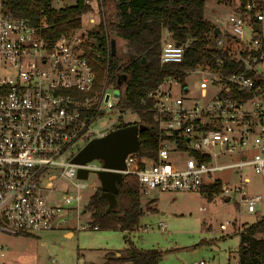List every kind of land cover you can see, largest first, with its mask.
I'll return each instance as SVG.
<instances>
[{
  "label": "built area",
  "instance_id": "1",
  "mask_svg": "<svg viewBox=\"0 0 264 264\" xmlns=\"http://www.w3.org/2000/svg\"><path fill=\"white\" fill-rule=\"evenodd\" d=\"M3 1L0 239L66 227L70 214L76 217L82 212L89 176L105 171L99 160L84 165L71 160L89 141L120 124H141L139 117L133 122L123 119L126 112L138 116L137 111L116 109L120 95L115 97L114 91L120 87L106 80L97 85L82 48L83 28L50 39L44 26L6 12ZM93 2L100 4V0L84 3L92 10ZM54 5L63 1L53 0L50 7ZM244 10L245 16L240 14L230 25L231 38L214 39L207 48L225 54L240 71L226 73L223 59L216 56L164 77L142 101L143 113L152 115L157 128L156 156H140L138 150L126 156L123 170L111 171L123 179L135 178L140 196L152 191L197 193L218 183L221 198L236 195L248 213H257L263 199L248 192L247 173L264 181V86L255 71L264 60V0H246ZM245 26L254 34L251 47L242 42ZM186 48L162 40L159 64H182ZM187 78H199L196 87L191 88ZM79 170L87 172V179L77 178ZM224 172L236 175L238 182L221 184L216 176ZM228 226L222 224L220 230ZM156 228L163 232L165 225ZM5 250L0 241V257Z\"/></svg>",
  "mask_w": 264,
  "mask_h": 264
},
{
  "label": "trees",
  "instance_id": "2",
  "mask_svg": "<svg viewBox=\"0 0 264 264\" xmlns=\"http://www.w3.org/2000/svg\"><path fill=\"white\" fill-rule=\"evenodd\" d=\"M52 1L5 0L2 3L4 10L13 16L44 26L45 36L50 39L75 33L83 27L82 17L92 12L85 0H73V5L59 9L50 7ZM238 1L239 13L244 15L246 0ZM217 2L226 3L228 0ZM204 3L205 0H100L101 9L113 5V15L99 14L101 20L82 46L83 52L95 70L97 85L106 80L117 87L118 76L126 77L119 88L120 100L116 109L120 113L137 111L141 124L146 127L139 135L140 156L155 158L157 153V128L152 115L143 113L146 106L142 101L164 77L177 75L216 56L223 59L226 73L241 70L239 64L232 63L225 54L207 49L220 36L214 35L216 27L204 17ZM108 31L124 41L125 52L111 55ZM163 32L168 33L176 44L187 45L182 64L163 67L159 64ZM225 38L231 37L225 35ZM259 83L264 86V78ZM126 126L120 124L118 128ZM200 192L210 200L214 194L220 193V185L203 186ZM116 201L117 208L107 212V201L98 188L87 200L90 227L126 234L136 231L142 210L135 178H124L117 185ZM237 236V264H264V216L244 226ZM161 259L162 254L158 251H139L128 243L121 255H105L102 264H158Z\"/></svg>",
  "mask_w": 264,
  "mask_h": 264
},
{
  "label": "rangeland",
  "instance_id": "3",
  "mask_svg": "<svg viewBox=\"0 0 264 264\" xmlns=\"http://www.w3.org/2000/svg\"><path fill=\"white\" fill-rule=\"evenodd\" d=\"M93 1V0H92ZM74 1H63V5L54 9L68 7ZM238 0H228L219 3L217 0H205L204 17L216 28L222 31L223 36H230L231 23L240 16ZM113 5H106L102 9L93 2L91 16L95 23H87L88 16L82 17V28L86 33L84 41L98 25L100 13L113 15ZM244 17L245 15L242 14ZM81 28V29H82ZM79 29V30H81ZM77 32V31H76ZM75 32V33H76ZM110 41H115V54L125 52V43L107 32ZM253 33L245 26L242 42L251 47ZM172 40L170 35L163 32L161 42ZM92 42V40H91ZM160 42V44H161ZM93 43V42H92ZM258 76L264 78V60L255 67ZM199 78H187L191 87H196ZM119 91H114V96ZM116 116H113V118ZM139 116L126 112L123 119L133 122ZM140 119V118H139ZM106 120V119H105ZM107 122V121H106ZM105 123L100 121L98 125ZM249 178L248 192L262 197L256 214H250L243 205L238 204V197L231 195L226 201L220 193L214 194L209 200L202 192H159L152 191L148 196H140L142 215L138 227L131 233L119 231H102L90 227V213L86 211L87 200L99 187L95 175H90L83 191L86 203L82 212L76 217L69 215L68 225L59 230H52L38 236L2 237L1 243L6 247L0 257L2 264H102L104 255L124 251L128 243L139 251H158L162 259L158 264H236L238 260V234L246 225L253 223L257 218L264 216V181L253 173H247ZM217 180L222 183L230 181L236 184L238 178L231 172L217 174ZM159 223L165 225V230L159 231ZM229 223L225 231L220 230L222 224ZM74 229L71 238L64 236L65 232ZM146 227V231L143 228Z\"/></svg>",
  "mask_w": 264,
  "mask_h": 264
},
{
  "label": "water",
  "instance_id": "4",
  "mask_svg": "<svg viewBox=\"0 0 264 264\" xmlns=\"http://www.w3.org/2000/svg\"><path fill=\"white\" fill-rule=\"evenodd\" d=\"M222 31L215 28L214 35L220 36ZM115 41H110L111 55L115 54ZM143 64L145 60L142 59ZM126 81L124 75L118 76L117 86L120 87ZM118 91V90H117ZM116 96H118L116 94ZM146 130L141 124H133L123 128L110 131L102 138L89 141L71 160L74 165H84L94 160H99L103 164L105 171L97 172L99 187L103 198L107 201V212L117 208L116 193L117 185L123 181V177L111 171H121L124 169V160L127 155L136 153L140 148L139 135ZM77 178L87 179V172L79 170ZM228 201V199H225Z\"/></svg>",
  "mask_w": 264,
  "mask_h": 264
},
{
  "label": "crops",
  "instance_id": "5",
  "mask_svg": "<svg viewBox=\"0 0 264 264\" xmlns=\"http://www.w3.org/2000/svg\"><path fill=\"white\" fill-rule=\"evenodd\" d=\"M87 16H88L87 23L88 22H90V23L95 22V19L91 16V14H87ZM69 228H72V226H69ZM138 230H142V228L138 227ZM73 234H74V229L72 228L70 231L65 232L64 236L67 237V238H71L73 236ZM114 253H115L116 256H119V255L122 254V251H116ZM102 258H104V257H102Z\"/></svg>",
  "mask_w": 264,
  "mask_h": 264
}]
</instances>
